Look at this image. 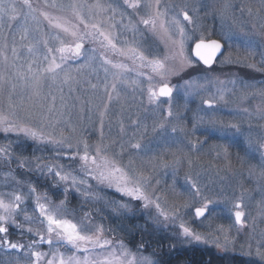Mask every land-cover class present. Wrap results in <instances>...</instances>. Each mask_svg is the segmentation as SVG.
<instances>
[{
	"label": "rangeland",
	"instance_id": "1",
	"mask_svg": "<svg viewBox=\"0 0 264 264\" xmlns=\"http://www.w3.org/2000/svg\"><path fill=\"white\" fill-rule=\"evenodd\" d=\"M15 2L19 7L20 0ZM56 2L68 5L72 0H56ZM76 2L91 5L96 0H76ZM142 2L145 5H151L153 13L157 7L159 11L166 13L161 17L166 27L172 17L181 10H187L193 20L192 23H188L181 18V24L193 37L185 46L186 55L193 59V67L180 76L170 77L167 81L170 86H176L171 97L173 117L167 118L169 98L161 97L159 108L148 102L147 89L150 84L148 76L154 77L151 81L152 86L158 87L161 83L160 78L155 76L150 68H140V61L134 62L130 58L131 54L124 56L113 53L110 49L100 47L99 42L92 38L85 39L84 51L88 55H93L91 50L95 49V59L89 61L85 67L81 66L85 65L86 56L68 59L63 66L64 70L58 73L55 83L48 74H44L41 97L48 98L41 102L47 106L52 103L51 97H56L55 111L51 115L61 121L59 127L64 130L65 135L73 136L74 145L76 139L81 137L87 140L93 150L100 143L110 144L109 155H111L119 152L123 143L122 163L126 165L131 159L132 167L142 171L144 176L149 178L146 191L161 197L162 207L166 208L174 202L183 204L189 197L190 181L195 182L206 195L217 200V203L211 206L205 217L199 219L194 217V207L187 210L181 209L183 220L191 222L190 226L199 232H211L223 226L229 230L230 238L235 240V247L229 246L224 249L202 243L188 245L186 241L177 239L179 220L163 221L161 218V222L157 223L153 219L156 216V209L153 206L145 208L143 201L122 195L115 187L99 184L93 179H88V184L91 186V191L100 199H87L72 190L68 193L69 207L76 209V219H79L84 212H90L94 222L104 226V236L113 240L117 256H120L124 250L128 251L127 257H121L125 260V264L133 255L137 259L147 256L158 261V264H165L159 260L152 248H145L143 240L136 244V247L129 246L124 240L138 232L143 237L155 236L175 251L198 249L212 251V253L219 252L221 256L219 264H264V261L256 255L258 246L264 250V157L261 155L264 149L258 150V145L264 143V118L261 116V110H264V99L251 95L246 97L243 90L237 86L234 91L225 92L224 100H217L212 108L204 105L201 100V97L209 98L210 94L216 93L217 88L221 87L216 83L217 79L244 80L254 83L257 88L264 86V73L250 69L245 64L220 63L229 53H232L233 57H244L245 42L250 38L256 41L261 39L264 29L260 25L264 21L260 17H264V11H261L259 16L255 14V9L260 7V0H159L158 6L156 0H142ZM32 3L36 8L48 11L53 16H59L69 24L78 23L69 8L46 7L45 0H32ZM51 3L52 0H48V4ZM100 3L112 4L117 8V13L111 21L116 27L110 31L114 33L118 47L125 50L137 48L149 59L160 60L170 57L172 51L178 47L172 44V40H179L178 33H173L172 40H169L159 27V20L155 31L139 23L141 17L147 18L150 11L147 7H141L134 13L123 5V0H100ZM226 5L230 7L226 8ZM242 7L245 8L243 13L240 11ZM247 7L254 9L253 15L249 16ZM120 12L126 13L122 22ZM110 15L111 13H107L99 19L107 20V16ZM129 17L132 23L136 24V31L125 27L129 24ZM104 26L107 29L108 23L106 22ZM27 27L29 28L27 39H21L24 33L19 20L11 24L5 20L4 27L0 30V48H3L4 54L8 57L7 64L0 57V72H4L5 81L10 82L5 83V91L0 94V108H7V91L11 83L17 85V93L21 92L24 85L23 81L16 79V69L12 66L13 64L26 70L28 63L35 60L33 68H46L52 55H55L56 62L60 63L58 52L48 53V48L55 50L60 47L59 43L51 38L57 35L59 30L51 28L47 21H42L40 25L42 31H34L35 24L32 21L28 22ZM80 27L83 31V26ZM59 34L66 42L70 41L69 37ZM201 34L216 39H221L222 36L231 37V39L222 40L226 47L225 52L211 67L200 64L192 54V47ZM43 39L48 40L47 47L43 44ZM37 41L40 42L37 43ZM30 44L35 46V51L31 54L27 50ZM5 45L7 47H4ZM13 46L17 49L19 59L13 57ZM262 51L264 49L256 48L255 59L248 62L256 63L258 67L262 66L259 63L262 59ZM101 53H104L113 63L127 65L129 71L120 75L122 70L105 64ZM46 55L48 60L44 59ZM105 68L108 69L107 72ZM65 72H69L74 78L70 84L61 83ZM138 72H143L145 75H138ZM189 79L203 84L204 90L200 94H187L189 90L183 85L184 81ZM113 84L116 86L115 90L112 88ZM91 85L96 87L92 88ZM105 85H107V92ZM226 87L232 89L231 84ZM27 91L25 89V95ZM248 91L251 92L252 89ZM109 93L113 97L119 94V99L109 102ZM61 96L63 101L60 99ZM106 104L108 110L104 119V139L101 141L100 112L104 110ZM197 117H203L204 122H198ZM212 119L222 121L223 124L213 125L208 122ZM161 123L165 124L163 129L157 127ZM69 124L75 127V133L69 132L67 127ZM193 124H196L195 130H193ZM230 124L239 125L240 131L222 130L224 125ZM174 125H180L186 131L172 133L171 128ZM189 141L200 143L193 150ZM9 142H11V161L5 162L0 159V194H5L4 199L7 201L9 199L7 193L21 192L27 197L22 207L34 218L38 216V213L34 211L36 195L43 197L46 194L48 201L58 204L64 199V188L68 187L64 183H58L54 176L47 174L46 169L43 171L37 169L34 157H40L44 163L64 165L66 171L73 170L78 177L84 178L83 173L76 171L80 167L79 159L69 160L62 148L39 143L15 133L5 134L0 131V146L9 145ZM129 143H140L142 148L132 149ZM57 153L60 155L58 156ZM67 155H72V152H68ZM25 158L29 162L21 167L20 161ZM69 166H71L70 169ZM9 172L11 175H6ZM30 184L36 187L35 195L28 191ZM241 199L243 200L242 210L245 212L243 226L235 223L233 213L236 209L232 207ZM48 201L41 200L42 203H48ZM119 204H127L128 208L121 209L118 207ZM195 206H199V202ZM17 219L22 222V214ZM32 227L44 230L39 220H35ZM9 232L11 240L25 246L36 239L34 235L22 233L14 227H10ZM117 241L123 242V249L116 246ZM249 244H251V255L246 254L249 251ZM241 245L244 246L243 249ZM35 250L50 253L55 249L54 247L50 249L47 244H41ZM60 251L67 256L71 255L73 250L67 246H61ZM110 251L111 249H97L89 255L93 258L103 257ZM77 255L82 258L84 254L77 253ZM13 257H18L19 264H26L27 247L19 252H11L9 258ZM2 258L0 256V259ZM175 263L176 261L171 262V264ZM41 264H46V261H42Z\"/></svg>",
	"mask_w": 264,
	"mask_h": 264
},
{
	"label": "snow or ice",
	"instance_id": "2",
	"mask_svg": "<svg viewBox=\"0 0 264 264\" xmlns=\"http://www.w3.org/2000/svg\"><path fill=\"white\" fill-rule=\"evenodd\" d=\"M156 4L158 6L159 0H156ZM123 5L134 13L141 7H147L150 10L147 18L141 17L139 23L155 31L157 28V21L159 20V27L169 40H172L173 33H178L179 40H172V44L174 46L178 45V47L176 50L172 51L170 57H166L165 60L157 58L149 59L137 48L125 50L118 47L116 37L114 33L110 31V29L116 27L115 23H111L117 13V8L113 7L112 4L105 5L100 3V0H96L94 4L89 5L87 3H78L76 0H72L70 4L64 5L62 3L58 4L56 0H52V3L49 5L48 0H45L46 7L71 9L78 23L69 24V22L63 20L59 16H53L48 11L36 8L32 0H20L19 7L15 0H8V2H6V0H0V30L3 29L5 20H7L9 24L19 20L24 33L21 39H27L29 31L27 24L29 21L35 24L34 31H42L40 25L42 21H47L51 28L58 29L59 33H62L64 37L70 38V41L66 42L59 33L51 37L59 43L60 47L55 50L48 48V53L51 54L53 51L58 52L60 54V63H57V57L52 55L46 68H33L32 65L36 62L35 60L28 63L26 70L15 64L12 65L16 69V79L23 81L24 85L21 92L17 93V85L15 83L10 84V89L7 91V108H0V131L5 134L15 133L39 143L51 144L64 149L65 155L69 160L79 159L80 167L76 171L83 173L84 177H78L73 170L66 171L64 165L44 163L40 157L33 158L36 161L37 169L41 171L46 169L47 174L54 176L58 183H64L68 185V187L64 188V199L60 200L58 204H53V202L48 201L46 194L43 197L36 195L34 211L38 213V216L35 218L29 215L27 210L22 207L27 197L21 192L13 191L7 193L9 196L7 201L4 199L5 194H0V256L3 257L0 259V264H14V261L15 264H19L18 257L9 258V254L13 251L19 252L25 249V247L28 249L26 264H41L42 261H46V264H125V260L121 257H127L129 255L128 251L124 250L121 252L120 256H117L116 248L113 247V240L104 236V226L95 223L90 212H84L79 219H76V209L69 207L68 193L72 190L87 199H100L99 196L91 191L88 179H93L99 184H105L108 187H115L122 195L134 200L143 201V206L145 208L153 206L156 209V216L153 219H155L157 223L161 222V218L163 221L179 220V233L177 234V239L186 241L188 245L202 243L212 244L218 248L224 249H227L229 246L235 247V240L230 238L229 230L225 229L223 226H219L211 232H199L190 226L191 222L183 220L181 209L187 210L194 207V217L199 219L205 217L206 214L209 213L211 206L217 203V200L206 195L195 182L190 181L191 189L189 197L183 204L174 202L167 205L166 208L162 207L160 203L161 197L155 196L154 193L149 194L146 191L149 178L144 176L142 171L132 167L133 161L131 159H129L126 165L122 163V156L124 153L123 143L121 144L120 151L114 152L111 155H109L110 144L100 143L96 145L93 150V147L88 144L87 140L81 137L76 139L74 145L72 143L73 136L65 135L64 130L59 127L61 121L58 118H53L51 115L55 111L56 97L52 96V103L47 106L41 102L48 98L47 96L41 97V89L45 78L44 74H48L52 82L55 83L58 73L64 70L63 66L68 59H77L86 56L85 65L81 67L87 66L89 61L95 59V49L91 50L93 55H88L84 51L85 39L92 38L99 42L100 47L110 49L113 53L124 56L131 54L130 58H132L134 62L135 60L140 61V68H150L151 72L160 78L161 83L158 87L152 86L151 81L154 77L148 76L150 82L147 89L148 102L159 108L160 98H169L167 118L173 117L174 113L171 107V97L176 86H170L167 81L170 77L180 76L186 73L187 69L193 67V59L185 53L186 43L193 39V37L189 35L185 27L181 24V18L185 22L192 23V17L187 10H181L177 15L172 17L166 27L165 21L161 19L166 13L159 11L158 7L153 13L151 11L152 6L143 4L142 0H123ZM225 7L227 8L230 6L226 5ZM240 11L243 13L245 8L242 7ZM246 11L249 16L254 14V9L252 7H247ZM261 11H264V0H260V7L255 9V14L259 16ZM107 13H111L110 16H107V20L99 19ZM120 15L122 22L126 13L120 12ZM260 19L264 21V17H260ZM106 22L108 23L107 29L104 26ZM81 25L83 26V31H81ZM260 26L264 29V22H262ZM125 27L129 28L131 31L137 30V26L132 23L131 17H129V24ZM227 39H231V37L222 36L221 39H211L205 34H201L199 39L195 41L192 49L193 56L198 58V62H202L203 65L211 67L217 61L218 54L223 55L222 49L225 45L222 43V40ZM39 42L40 41H37V43ZM42 42L45 47H47L48 40L43 39ZM4 47H7V45ZM245 48L246 55L244 57H233L232 53H229L220 63L245 64L250 69L264 73V51L261 52L262 59L259 62L262 66L258 67L256 63L248 62L255 59L256 48L264 49V33H262L259 41L251 38L248 39L245 42ZM27 50L31 54L35 51V46L30 44ZM12 53L15 59H19L15 46L12 48ZM0 57H2L5 64H7L8 57L4 54L3 48H0ZM101 58L105 64H110L113 68L122 70L120 75L129 71L127 65L123 63H113L104 53H101ZM44 59L48 60L49 58L46 55ZM107 70L108 69L105 68V72H107ZM77 71H79V69H77ZM137 74L145 75L143 72H138ZM73 79L74 78L69 72H65L61 83L70 84ZM5 83L10 82H6L4 72H0V94L5 91ZM133 83H137V81H133ZM216 83L221 85V87L217 88L216 93L210 94L207 99L201 97L202 103L209 108H212L217 100H224L225 92H232L237 86L243 90L246 97L251 95L259 96L261 99H264V86L257 88L254 83H248L244 80L238 81L236 79L227 81L217 79ZM228 84L232 85V89L226 87ZM183 86L189 90L187 94H200L205 88L203 84H198L193 79L185 80ZM91 87L95 88L96 85H91ZM115 87V84H113V90H115ZM25 89L28 90L27 95L24 94ZM249 89H252V91L249 92ZM105 91L107 92V85H105ZM14 97L17 98L14 99ZM60 99L63 101V96H61ZM113 99H119V94L113 97L109 93V102ZM107 110L108 105L106 104L104 110L100 112L101 141L104 139L103 127ZM245 111H247V109H245ZM261 116L264 118V110H261ZM197 121L203 123L204 118L197 117ZM208 122L213 125L217 123L223 124L222 121H216L215 119ZM67 127L70 133H75L76 129L74 126L69 124ZM157 127L163 129L165 124L161 123L157 125ZM195 128L196 124H193V130H195ZM229 129H234L236 132L240 131L239 125L237 124L224 125L222 130L227 131ZM178 131L183 133L186 129L180 125L172 126V133H177ZM10 143L11 142H9V145L0 146V159L5 162H10L12 159ZM189 143L191 148L195 150L200 142L189 141ZM249 144L251 145V141H249ZM129 147L140 150L142 145L140 143H129ZM259 149H264V143L258 145V150ZM68 152H72V155L68 156ZM225 153H227V149H225ZM57 155L59 156L60 153H57ZM261 155L264 157V152H262ZM28 162L27 158H25L20 161V166L23 167ZM189 163H191V160H189ZM70 168L71 166H69V169ZM6 175H11V172ZM17 183L20 182L17 181ZM28 191L30 194L35 195L36 187L30 184L28 186ZM42 199L48 201V203H42ZM197 202H199V206H195ZM118 207L127 209L128 205L119 204ZM232 207L236 209L233 213L235 223L243 226V218L245 217V212L242 210L243 200L236 201ZM21 214L22 222L17 219ZM35 220H39V224L44 226L43 231H41L40 228L34 229L32 227ZM25 225H27V227H25ZM10 227L19 229L22 233L27 232L32 234L36 239L31 240L27 246L14 242L9 238ZM41 244H47L50 249L54 247L55 250L50 251V253L35 250ZM61 246L69 247L73 250L72 254L66 256L64 252L60 251ZM116 246L121 249L124 248L122 241H117ZM243 247L244 246L241 245V249H243ZM97 249H111V251L108 255L103 257L93 258L89 255ZM248 249L249 251L246 254L251 255V244L248 245ZM77 253H83L84 255L81 258ZM256 255L260 257L261 261H264V250H262L260 246L256 249ZM127 264H158V261L147 256H141L137 259L133 255L132 258L127 261Z\"/></svg>",
	"mask_w": 264,
	"mask_h": 264
},
{
	"label": "flooded vegetation",
	"instance_id": "3",
	"mask_svg": "<svg viewBox=\"0 0 264 264\" xmlns=\"http://www.w3.org/2000/svg\"><path fill=\"white\" fill-rule=\"evenodd\" d=\"M138 233L133 234L132 237H127L124 240H126V242H128V245L132 247H136L137 246L136 244L141 243L143 240V245H145V248L147 247L152 248V250L155 251L159 260L165 264H171L172 261H176L175 264H181L182 262H184L183 261L184 258H187V259L193 258V259H191L189 263L184 262L183 264H196L199 262H201L202 264H210V261H212V264H219V261H220L219 252L212 253V251H206V250H198L197 252H195L194 250H186V249L175 251L172 247H171L172 249H170L167 247V245L163 244L162 242H161L162 244H159L157 242L159 240L156 239L155 236L153 237L152 235H149L148 237H143L141 236L140 233L139 234ZM117 236L121 237L120 235H117ZM114 238H117V237H114ZM194 254L202 255L203 259L201 258L202 259L201 261H199L198 258L195 259Z\"/></svg>",
	"mask_w": 264,
	"mask_h": 264
},
{
	"label": "trees",
	"instance_id": "4",
	"mask_svg": "<svg viewBox=\"0 0 264 264\" xmlns=\"http://www.w3.org/2000/svg\"><path fill=\"white\" fill-rule=\"evenodd\" d=\"M159 244H162L161 242H159V241H157ZM170 250V249H169ZM195 252H197L198 251V249L197 250H194ZM195 256H194V258L195 259H197L198 258V260L199 261H201L202 259H203V257H202V255H197V254H194ZM192 256V255H191ZM193 257V256H192ZM202 258V259H201ZM191 259H193V258H189V259H187V258H184V262H188L189 263V261L191 260ZM219 262L221 263V256H220V258H219ZM183 262V263H184ZM196 264H202L201 262H199V263H196ZM210 264H212V261H210Z\"/></svg>",
	"mask_w": 264,
	"mask_h": 264
},
{
	"label": "water",
	"instance_id": "5",
	"mask_svg": "<svg viewBox=\"0 0 264 264\" xmlns=\"http://www.w3.org/2000/svg\"><path fill=\"white\" fill-rule=\"evenodd\" d=\"M194 47V46H193ZM224 52V48L222 49V53ZM220 55L218 54V57H219ZM198 59V58H197Z\"/></svg>",
	"mask_w": 264,
	"mask_h": 264
}]
</instances>
